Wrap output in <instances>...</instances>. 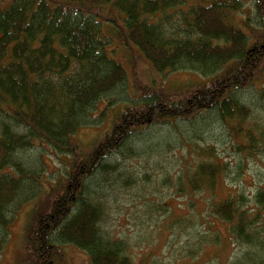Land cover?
<instances>
[{
    "label": "trees",
    "instance_id": "16d2710c",
    "mask_svg": "<svg viewBox=\"0 0 264 264\" xmlns=\"http://www.w3.org/2000/svg\"><path fill=\"white\" fill-rule=\"evenodd\" d=\"M244 5V0H0V248L13 215L41 189L43 163L30 154L36 145L72 160L51 209L31 222L27 250L33 264H65L62 244L86 251L91 264H133L126 244L100 230L103 209L92 198L103 189L92 178L114 172L107 158L120 154L135 132L213 113L227 123L238 118L231 130L251 139L252 149L251 130L243 127L250 109L235 93L260 84L264 100V0H254L250 14ZM105 26L138 48L156 72L192 70L210 81L173 94L143 86L131 97L135 103L118 108L111 132L80 158L77 131L95 123L101 102L116 104L114 95L128 81L109 50L112 36ZM226 172L227 164L202 162L187 177L185 191L214 192ZM254 201L261 208L254 216L243 194L214 198L211 206L236 238L252 243L264 220V188Z\"/></svg>",
    "mask_w": 264,
    "mask_h": 264
},
{
    "label": "rangeland",
    "instance_id": "374dc122",
    "mask_svg": "<svg viewBox=\"0 0 264 264\" xmlns=\"http://www.w3.org/2000/svg\"><path fill=\"white\" fill-rule=\"evenodd\" d=\"M244 1L246 14H250L254 0ZM105 33L112 36L109 50L124 65L128 81L122 94L114 95L116 104L101 102L95 123L77 131L75 142L80 158L88 156L111 132L118 108L135 103L131 97L143 86L157 85L173 94L197 82L210 81L192 70L158 73L132 43L114 36L108 26ZM261 88L259 84L235 93L240 103L250 109L243 127L251 130L252 149L251 139L235 136L231 130L230 125L238 118L227 123L216 114L205 113L190 121L158 123L135 132L120 154L107 158L114 172L92 178L98 190L103 189L92 198L103 209L100 230L106 237L126 244L133 264H264V220L260 222L263 229L257 228V239L248 243L236 238L230 224L217 217L211 206L214 198L221 201L243 194L252 216L261 209L254 201L264 188ZM30 154L43 163L42 186L13 215L8 238L0 248V264H33L27 250L31 222L37 214L51 209L53 197L67 183V161L72 159L40 145ZM205 161L227 164L228 172L220 177L214 192H198L193 187L186 192L187 177ZM1 243L0 240V247ZM61 250L65 264H91L89 254L72 244H62Z\"/></svg>",
    "mask_w": 264,
    "mask_h": 264
}]
</instances>
